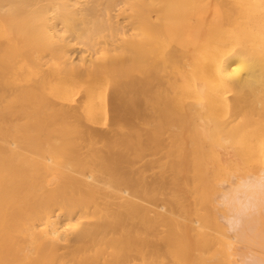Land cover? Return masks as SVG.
Here are the masks:
<instances>
[{
	"label": "bare ground",
	"instance_id": "1",
	"mask_svg": "<svg viewBox=\"0 0 264 264\" xmlns=\"http://www.w3.org/2000/svg\"><path fill=\"white\" fill-rule=\"evenodd\" d=\"M0 264H264V0H0Z\"/></svg>",
	"mask_w": 264,
	"mask_h": 264
}]
</instances>
